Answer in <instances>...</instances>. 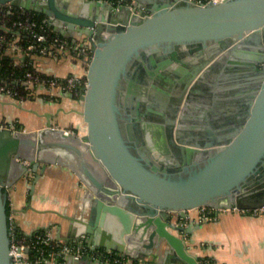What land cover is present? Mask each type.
I'll return each instance as SVG.
<instances>
[{
  "label": "water",
  "instance_id": "95a60500",
  "mask_svg": "<svg viewBox=\"0 0 264 264\" xmlns=\"http://www.w3.org/2000/svg\"><path fill=\"white\" fill-rule=\"evenodd\" d=\"M73 1L0 0L94 48L79 96L86 133L50 119L0 125V264H13L8 188L35 173L34 187L52 163L70 167L89 195L78 237L122 258L69 260L205 264L187 240L194 220L180 222L188 210L264 208V0ZM226 84L239 94L229 119L191 124V100Z\"/></svg>",
  "mask_w": 264,
  "mask_h": 264
},
{
  "label": "crops",
  "instance_id": "0c3cea01",
  "mask_svg": "<svg viewBox=\"0 0 264 264\" xmlns=\"http://www.w3.org/2000/svg\"><path fill=\"white\" fill-rule=\"evenodd\" d=\"M84 1L74 0L72 7L76 9ZM62 36L72 42L91 46L87 38L78 32ZM7 52L12 53L17 61H22L26 56L21 48L14 45H9ZM30 59L41 73L87 78L89 57L86 55L37 53L31 55ZM209 88H202L191 100L186 117L191 124L211 127L216 120H228V116L234 112L233 97L239 95L235 89L228 84L215 85L212 90ZM43 95L49 96L45 98ZM82 109L79 96L58 89L47 91L39 88L34 98L22 101L0 92V125L14 129H38L50 119L54 125L83 134L87 132V123ZM34 176L35 173L30 174L8 188L12 214L21 232L31 236L50 229L57 240L76 242L87 237L89 243L88 235L78 237L85 225L76 219L87 217L91 204L85 184L78 175L66 165L52 163L48 164L44 174L32 187ZM188 214V218L180 219V222L189 224L194 220L196 226L187 235V240L191 251L205 264H264V208L256 212L215 209V218L208 220L200 219V207L188 210ZM72 237L73 241L70 240ZM124 261L132 260L129 258ZM110 262L119 261L116 258ZM49 264L91 263L89 260L78 263L64 257L52 260Z\"/></svg>",
  "mask_w": 264,
  "mask_h": 264
},
{
  "label": "built area",
  "instance_id": "2783aa9c",
  "mask_svg": "<svg viewBox=\"0 0 264 264\" xmlns=\"http://www.w3.org/2000/svg\"><path fill=\"white\" fill-rule=\"evenodd\" d=\"M194 1L199 4H206L210 2L218 3L223 0ZM122 2L123 0H116V3ZM14 7L16 6L11 3H0V25L8 27L6 16L13 11ZM12 28L17 29L18 32L25 31L27 34L32 35L31 42L23 47L19 43V37L8 38L6 35H0V43L10 41V45L21 48L26 55H30L33 52L43 55L74 53L86 55L91 58L94 53V48L90 45L72 42L62 35H51V29L53 30V27L49 17L46 15L39 22L32 18L28 19V21L14 20L12 21ZM19 63H21V61L16 62V64ZM11 79L13 81H23L26 83L32 88V95H36L39 88H45L47 91L58 89L60 91L72 93L74 96H80L83 88L88 84V78H82L76 75L57 77L41 73L37 70H27L22 77L15 78L12 76ZM0 92L14 96L20 101L26 99L19 90L11 86L10 80L0 83ZM48 96L49 95L46 97ZM43 97H45V95H43ZM200 208L202 210L200 216L201 220L215 218V208L209 206H201ZM258 210L259 209H253L248 211L256 212ZM9 225L11 236L10 254L13 264H49L52 260L61 259L68 255L80 258L85 254L104 261H112L116 258H118V261L122 260L120 256L108 250L89 244L86 239L87 237H82L76 242L61 241L54 238L50 229L38 231L31 236H27L21 232L12 214V210L9 214Z\"/></svg>",
  "mask_w": 264,
  "mask_h": 264
},
{
  "label": "trees",
  "instance_id": "16d2710c",
  "mask_svg": "<svg viewBox=\"0 0 264 264\" xmlns=\"http://www.w3.org/2000/svg\"><path fill=\"white\" fill-rule=\"evenodd\" d=\"M45 17L44 14L38 13L36 11H26L20 7H14L13 11L9 13L7 18L8 27H4L0 25V35H6L8 38H15L19 37V43L25 47L29 42L32 40V35L27 34L25 31L17 32V29L12 28V21L14 20H25L32 18L35 21H40ZM60 35L56 31L51 29V35ZM1 42V40H0ZM10 45V41H5L0 43V83L6 80H10L11 86L15 89L19 90L25 98H34L35 94L32 95V88L29 87L23 81H13L11 78L12 76L22 77L27 70L35 71L36 68L34 67L30 56L33 54H37L36 52L31 53L30 55H26L25 58L21 61V63L16 64L17 60L14 58L12 53L7 52ZM45 89V88H43ZM47 90V89H45ZM64 92V91H63ZM12 210V206L10 200L8 202V213L10 214Z\"/></svg>",
  "mask_w": 264,
  "mask_h": 264
}]
</instances>
